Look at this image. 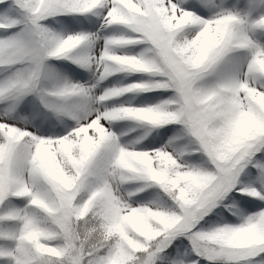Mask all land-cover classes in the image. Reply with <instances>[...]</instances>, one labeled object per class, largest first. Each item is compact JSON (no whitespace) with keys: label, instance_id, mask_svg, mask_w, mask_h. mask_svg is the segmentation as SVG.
<instances>
[{"label":"snow or ice","instance_id":"snow-or-ice-1","mask_svg":"<svg viewBox=\"0 0 264 264\" xmlns=\"http://www.w3.org/2000/svg\"><path fill=\"white\" fill-rule=\"evenodd\" d=\"M0 264H264V0H0Z\"/></svg>","mask_w":264,"mask_h":264},{"label":"rangeland","instance_id":"rangeland-1","mask_svg":"<svg viewBox=\"0 0 264 264\" xmlns=\"http://www.w3.org/2000/svg\"><path fill=\"white\" fill-rule=\"evenodd\" d=\"M130 135H135V133H130Z\"/></svg>","mask_w":264,"mask_h":264}]
</instances>
